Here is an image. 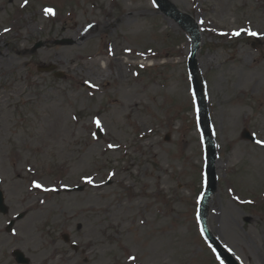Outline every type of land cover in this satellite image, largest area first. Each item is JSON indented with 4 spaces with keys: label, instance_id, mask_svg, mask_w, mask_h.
<instances>
[{
    "label": "rangeland",
    "instance_id": "rangeland-1",
    "mask_svg": "<svg viewBox=\"0 0 264 264\" xmlns=\"http://www.w3.org/2000/svg\"><path fill=\"white\" fill-rule=\"evenodd\" d=\"M169 1L201 31L212 243L191 37L154 0H0V264H264V0Z\"/></svg>",
    "mask_w": 264,
    "mask_h": 264
},
{
    "label": "water",
    "instance_id": "water-1",
    "mask_svg": "<svg viewBox=\"0 0 264 264\" xmlns=\"http://www.w3.org/2000/svg\"><path fill=\"white\" fill-rule=\"evenodd\" d=\"M159 4L161 5L162 11L166 13L169 17L174 18L183 28L186 30L190 31L191 34L194 36V46H199V36H198V31L196 29L195 23L192 21L191 17L182 14L174 5H172L170 2L167 0H157ZM61 44L69 43L71 44V41H62L60 42ZM195 67V55H193V58L191 60V68L193 69ZM195 85H196V90L200 98V103L202 104L203 111L205 109V104L204 100L202 98V91L200 87L198 86V81L195 79ZM204 114V113H203ZM202 126L204 128V132L209 138L210 132L208 128L205 126L204 121H202ZM244 138L249 139L251 138L250 134L248 132H245ZM209 145H210V159L214 156V150L211 145V140L209 138ZM210 176H211V184H210V191H214L216 188V183L214 181V172L213 168L210 167ZM0 210L5 213L6 209L4 207V197L2 192L0 191ZM21 218V217H20ZM221 255L225 257L228 263L230 264H235L233 259L228 255L227 253L221 252ZM17 260L19 263H27L28 261L24 259V256L22 253L18 252L16 253Z\"/></svg>",
    "mask_w": 264,
    "mask_h": 264
},
{
    "label": "snow or ice",
    "instance_id": "snow-or-ice-1",
    "mask_svg": "<svg viewBox=\"0 0 264 264\" xmlns=\"http://www.w3.org/2000/svg\"><path fill=\"white\" fill-rule=\"evenodd\" d=\"M46 12L51 13L52 10H51V9H46ZM250 34H251V35H256V33H250ZM235 35H239V33H235ZM96 124H97L98 127L100 126V122H99V121H96ZM258 143H264V142H260V141H258ZM110 147H111V146H110ZM87 182H88V183H91V180H88ZM37 187H40V185H37ZM132 259H135V258L133 257Z\"/></svg>",
    "mask_w": 264,
    "mask_h": 264
},
{
    "label": "bare ground",
    "instance_id": "bare-ground-1",
    "mask_svg": "<svg viewBox=\"0 0 264 264\" xmlns=\"http://www.w3.org/2000/svg\"><path fill=\"white\" fill-rule=\"evenodd\" d=\"M200 37H201V35H200ZM201 39V38H200ZM202 40V39H201ZM200 48L197 50V52H196V54L198 55L199 54V52H200ZM193 51V50H192ZM216 166V165H215Z\"/></svg>",
    "mask_w": 264,
    "mask_h": 264
}]
</instances>
